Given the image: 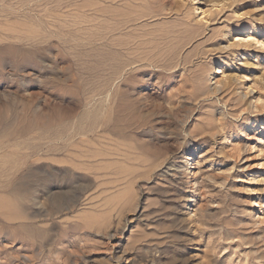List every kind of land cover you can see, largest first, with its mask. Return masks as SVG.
<instances>
[{
  "label": "rangeland",
  "instance_id": "1",
  "mask_svg": "<svg viewBox=\"0 0 264 264\" xmlns=\"http://www.w3.org/2000/svg\"><path fill=\"white\" fill-rule=\"evenodd\" d=\"M0 264H264V0H0Z\"/></svg>",
  "mask_w": 264,
  "mask_h": 264
},
{
  "label": "bare ground",
  "instance_id": "2",
  "mask_svg": "<svg viewBox=\"0 0 264 264\" xmlns=\"http://www.w3.org/2000/svg\"><path fill=\"white\" fill-rule=\"evenodd\" d=\"M252 30H253V28H250L249 30H246V31H252ZM253 31H254V30H253ZM252 33H253V32H252ZM240 35H241V34H240ZM236 37H238V36H236ZM236 37H235V38H236ZM245 38H246V39H245ZM231 39H232V38H231ZM237 39H238V38H237ZM237 39H235V40L233 39V41L231 42V44L228 43L230 48H232L234 45H239V46H242V47L245 46V48H249V47H252V48H253V47H254V49H255L254 44H252V43L250 42L251 39H253V40L255 39L254 37H252V34L249 33V34L247 35V37H244V38L241 37L239 42H236ZM243 40H247V41H243ZM255 42H256V43H260V41H258L257 39H256ZM243 48H244V47H243ZM252 48H251V49H252ZM225 49H226V48H225ZM235 49H237V48H235ZM240 49H241V48H240ZM251 49H250V50H251ZM245 50H246V49H245ZM256 50H257V49H256ZM240 51H241V50H240ZM246 51H247V50H246ZM246 51H245V52H246ZM248 52H250V51H248ZM232 55H233V54H232ZM246 55H247V54H246ZM238 59H239V58H238ZM245 59H246V58H245ZM244 62H245V61H244ZM249 63H251V62H249ZM249 63H248V64H249ZM252 63H253V62H252ZM241 64H242V63H241ZM252 67H253V66H252ZM242 77L245 79L244 76H242ZM236 78H237V77H236ZM236 78H235V79H236ZM243 78L238 77L239 80H240V79L242 80ZM236 80H237V79H236ZM238 82H239V81H238Z\"/></svg>",
  "mask_w": 264,
  "mask_h": 264
}]
</instances>
